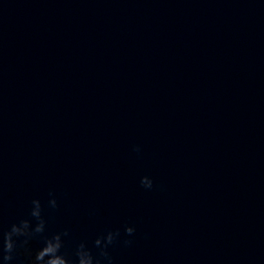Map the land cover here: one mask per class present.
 Returning <instances> with one entry per match:
<instances>
[{"label":"water","instance_id":"water-1","mask_svg":"<svg viewBox=\"0 0 264 264\" xmlns=\"http://www.w3.org/2000/svg\"><path fill=\"white\" fill-rule=\"evenodd\" d=\"M33 199L69 255L264 264V0H0V237Z\"/></svg>","mask_w":264,"mask_h":264},{"label":"clouds","instance_id":"clouds-1","mask_svg":"<svg viewBox=\"0 0 264 264\" xmlns=\"http://www.w3.org/2000/svg\"><path fill=\"white\" fill-rule=\"evenodd\" d=\"M134 151L139 154L142 149L137 145ZM140 183L145 190L154 188V180L150 176L142 177ZM49 197L48 207L58 208L55 193L50 192ZM44 213L42 201L33 199L28 218L13 223L10 229L3 233L0 237V264H13L20 249H23L29 264H115L109 249L121 242L120 229L107 230L99 235L93 241L92 247H89L87 241H81L69 255L65 251V238L70 235L69 231L48 234V220ZM135 233V226H126L124 229V235L127 237H133ZM145 238H148L147 235ZM36 239L40 240V247L33 250L30 244ZM122 243L125 247H131L134 241L123 239Z\"/></svg>","mask_w":264,"mask_h":264}]
</instances>
